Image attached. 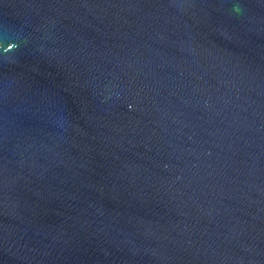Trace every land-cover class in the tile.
<instances>
[{"label": "water", "instance_id": "95a60500", "mask_svg": "<svg viewBox=\"0 0 264 264\" xmlns=\"http://www.w3.org/2000/svg\"><path fill=\"white\" fill-rule=\"evenodd\" d=\"M0 264H264V0H0Z\"/></svg>", "mask_w": 264, "mask_h": 264}]
</instances>
